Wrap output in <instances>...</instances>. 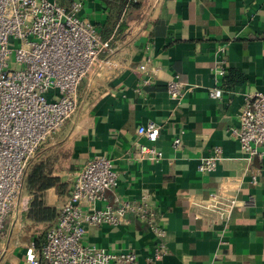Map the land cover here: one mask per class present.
<instances>
[{
	"label": "crops",
	"instance_id": "obj_1",
	"mask_svg": "<svg viewBox=\"0 0 264 264\" xmlns=\"http://www.w3.org/2000/svg\"><path fill=\"white\" fill-rule=\"evenodd\" d=\"M139 1L122 32L110 36V50L101 54L107 63L81 80L75 113L30 165L21 204L4 224L0 264H26V246L44 244L75 172L96 154L109 157L118 172L107 204L144 198L163 235L128 211L123 223L88 226V242L133 251L139 264L160 242L167 253L151 264H264V156L246 158L231 134L245 96L264 91V0ZM82 11L94 23L107 16L97 0ZM175 75L184 86L178 99L167 93ZM216 87L219 99L209 96ZM150 123L160 128L155 142L137 133ZM138 144L154 145L162 157H142ZM216 146L215 170L200 172L201 157ZM221 188L241 201L230 218L219 224L195 218L191 201Z\"/></svg>",
	"mask_w": 264,
	"mask_h": 264
},
{
	"label": "built area",
	"instance_id": "obj_2",
	"mask_svg": "<svg viewBox=\"0 0 264 264\" xmlns=\"http://www.w3.org/2000/svg\"><path fill=\"white\" fill-rule=\"evenodd\" d=\"M82 10L80 0L68 5L55 0H0V238L7 217L21 204L24 179L39 148L75 113L81 80L107 63L101 54L110 50V40L101 38L94 21ZM224 72L220 69L217 74ZM183 87L175 75L167 82V93L178 99ZM221 95L222 87L209 91L213 99ZM238 121L231 134L241 152L249 159L263 158L264 91L245 96ZM159 130L150 123L137 133L155 142ZM180 143L179 136L173 138L175 148ZM138 149L142 157H162L154 145L138 144ZM220 160L221 148L216 146L201 157L198 170L210 173ZM251 172L255 182L257 170ZM117 182L118 172L109 157L96 154L84 162L75 172L56 222L46 230L44 244L39 249L34 242L26 246V264H139L133 251L115 252L86 240L88 226L123 223L128 211L145 219L156 235H163L144 198L138 203L123 201L116 208L107 204L106 192ZM97 202L104 205L98 208ZM240 202L221 188L206 199H193L191 206L195 218L219 224L230 218ZM166 253L160 242L145 264Z\"/></svg>",
	"mask_w": 264,
	"mask_h": 264
},
{
	"label": "trees",
	"instance_id": "obj_3",
	"mask_svg": "<svg viewBox=\"0 0 264 264\" xmlns=\"http://www.w3.org/2000/svg\"><path fill=\"white\" fill-rule=\"evenodd\" d=\"M73 0H55L60 5H68ZM83 5L89 0H80ZM101 3L103 10L107 11L104 23H95L103 40H110V36L115 33L122 32L125 24V17L129 12L137 8L140 4L139 0H97ZM49 181L46 183L48 184Z\"/></svg>",
	"mask_w": 264,
	"mask_h": 264
},
{
	"label": "rangeland",
	"instance_id": "obj_4",
	"mask_svg": "<svg viewBox=\"0 0 264 264\" xmlns=\"http://www.w3.org/2000/svg\"><path fill=\"white\" fill-rule=\"evenodd\" d=\"M46 143H47V141H46L45 143H43V145H45ZM43 145H42V146H43ZM2 234H3V231H2ZM2 234H1V236H2Z\"/></svg>",
	"mask_w": 264,
	"mask_h": 264
}]
</instances>
